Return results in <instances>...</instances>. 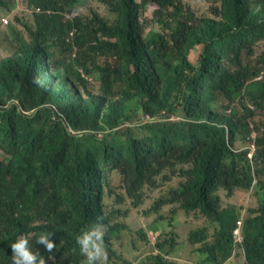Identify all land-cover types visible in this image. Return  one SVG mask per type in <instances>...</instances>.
<instances>
[{
  "label": "trees",
  "instance_id": "obj_1",
  "mask_svg": "<svg viewBox=\"0 0 264 264\" xmlns=\"http://www.w3.org/2000/svg\"><path fill=\"white\" fill-rule=\"evenodd\" d=\"M95 1L105 8L0 0V264H13L11 243L22 236L45 264H85L78 237L91 223L106 228L98 264H180L164 256L195 250L196 264H264V119L256 121L264 117V43L255 46L264 42V0H222L197 25L182 0ZM86 7L90 15H73ZM145 15L170 29L172 45L154 29L143 37ZM196 42L199 64L186 59ZM55 54L62 68H51ZM155 113L164 121L133 124ZM177 161L192 164L179 173L184 182L153 209L195 211L207 224L185 243L176 233L158 237L155 253L129 261L110 236L143 241L156 227L111 220L108 177L121 176L138 208L156 169ZM245 195L246 206L233 204ZM241 210L248 215L239 242ZM41 234H52L51 252L37 242Z\"/></svg>",
  "mask_w": 264,
  "mask_h": 264
},
{
  "label": "rangeland",
  "instance_id": "obj_2",
  "mask_svg": "<svg viewBox=\"0 0 264 264\" xmlns=\"http://www.w3.org/2000/svg\"><path fill=\"white\" fill-rule=\"evenodd\" d=\"M187 4L195 15V20H201L206 18H214V16L221 10L222 0H182ZM95 4L99 8H105L94 0ZM82 15H90L91 9L89 7L77 10L73 13ZM144 33H147L149 30H160V27L150 19L149 15H145L142 19ZM264 42H259L260 45H255L261 48V44ZM203 42H196L192 44L191 50L188 53V59L194 63L199 64L201 60V55L203 52L202 48ZM254 46V47H255ZM5 44L0 41V56L4 55ZM64 58L55 54L53 57L49 58V63L51 68H62L64 63ZM90 85L88 89L93 92H99V88L96 84L91 81L89 78L85 79ZM238 106L242 111L239 104H233L232 107ZM155 113L154 115H156ZM176 119V117L174 118ZM179 119V117H177ZM264 117L258 115L256 121L263 120ZM177 148V147H176ZM175 148V149H176ZM174 157V156H171ZM191 162L188 161H177L172 165H164V163L158 167L152 177V184L147 186L145 193L140 195V205L138 208L131 207L132 199L124 193L120 185L121 176L116 172L109 175L108 179L111 181L110 188L112 194H107L103 198L104 210L106 213L110 214L111 220L116 221H125L127 222L133 230L138 229L139 227H148L155 226L156 230L154 232L147 231L145 240H134L131 239L127 232H120L118 237L110 238V243L119 251H122L126 258L129 261H135L138 256L144 254L147 250H153L152 245L155 243L158 237H171L175 233L177 236L176 241L186 242L188 233L191 230L202 227L206 224L207 218L197 215L195 211L186 213L183 209H178L176 214L171 212H164V208L170 210L169 206L166 204L159 207L157 211L153 209V204L160 202L162 204L163 198L169 190L176 186L180 182H184L180 179V171H185L191 167ZM256 182V179L255 181ZM249 192L246 195H250ZM244 196L240 198L237 202L233 203L234 205L241 208L248 204L249 196ZM222 204L227 205L228 202L225 200L223 195H221ZM172 209L176 207V203L169 204ZM242 216L238 220L240 224L244 222L245 217H247L248 212L242 211ZM188 219H191V222H188ZM157 224H165V227H160ZM167 224V225H166ZM244 224V223H243ZM214 228L210 227V232L212 233ZM113 235H111L112 237ZM138 244L141 246L139 247ZM200 246V244L198 245ZM197 246V247H198ZM179 260L182 264H196L199 256L195 252L192 254L184 255ZM239 261L238 257L233 258V262L237 263ZM112 264H128L122 260H117L116 263Z\"/></svg>",
  "mask_w": 264,
  "mask_h": 264
},
{
  "label": "clouds",
  "instance_id": "obj_3",
  "mask_svg": "<svg viewBox=\"0 0 264 264\" xmlns=\"http://www.w3.org/2000/svg\"><path fill=\"white\" fill-rule=\"evenodd\" d=\"M229 3H231V0H228ZM233 13V11H232ZM234 14V13H233ZM190 25H197L199 24L198 20L192 19L189 21ZM160 30H157V33H160L163 35L168 41L169 44L172 45V33L170 29L163 27L161 24L159 25ZM143 37H146L147 34L142 31ZM186 59L188 62L191 63V61L188 59V53L186 52ZM159 70H160V65ZM170 119H174L173 116L169 117ZM164 121L160 116L154 115V114H143L139 116L137 119L134 120V125L136 127H139V124H146V123H156ZM176 214V213H174ZM188 222H191V219H188ZM207 224V222H206ZM205 225L202 227H199L197 229L191 230L188 235L191 232L199 231L201 229L205 228ZM161 225V224H157ZM156 226V225H155ZM238 226L240 227V232L237 234L235 231V237L238 239L239 242L243 241V235L241 234V224L238 222ZM152 227V226H148ZM236 230V229H235ZM106 231V228L103 225L96 226L95 223L92 225V223L87 227L86 233L83 234V236L78 237V243L81 245V250L86 256L85 264H98V261L102 259L104 256V248H103V236L104 232ZM151 232V231H150ZM152 233V232H151ZM52 234H41L38 238V243H41L45 246L46 250L48 252H51L52 249L55 247V244L53 240L50 239ZM239 235L242 236V239H239ZM111 238V236H110ZM188 238V236H187ZM12 248V258H13V264H45V260L40 255L39 252H33L30 248L29 241L26 237H20L15 242L11 243ZM202 248V247H201ZM153 253H155V249L152 250ZM196 254L198 253L196 250L194 251ZM143 255V254H142ZM140 255V256H142ZM138 256V258L140 257ZM138 258L135 260L137 261ZM167 258L173 261H177L178 263L181 258L178 256L170 255V256H164L165 261H167ZM168 262V261H167ZM182 264V263H180Z\"/></svg>",
  "mask_w": 264,
  "mask_h": 264
},
{
  "label": "built area",
  "instance_id": "obj_4",
  "mask_svg": "<svg viewBox=\"0 0 264 264\" xmlns=\"http://www.w3.org/2000/svg\"><path fill=\"white\" fill-rule=\"evenodd\" d=\"M235 232L237 234H239V232H240V227L239 226L236 228ZM239 239H242V236L241 235H239Z\"/></svg>",
  "mask_w": 264,
  "mask_h": 264
}]
</instances>
